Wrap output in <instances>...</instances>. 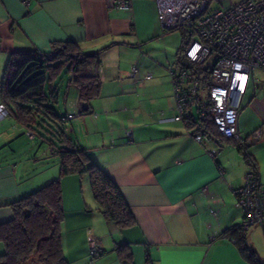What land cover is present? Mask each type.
<instances>
[{"label": "crops", "instance_id": "0c3cea01", "mask_svg": "<svg viewBox=\"0 0 264 264\" xmlns=\"http://www.w3.org/2000/svg\"><path fill=\"white\" fill-rule=\"evenodd\" d=\"M109 1L125 0H0V81L13 53L50 52L53 44L74 42L82 54L97 56L89 72L100 77L101 92L86 114L69 73L47 92L57 96L59 116H73L65 136L117 185L135 223L119 230L107 222L86 175L62 177L67 264H121L117 247L131 253L133 264L147 258L152 264H250L223 235L242 220L233 190L243 185L249 166L234 140L198 142L184 122L174 120L170 62L154 0H127L129 10L111 8ZM238 133L264 183V71L253 72L241 99ZM26 139L28 130L14 117L0 122V224L13 219L10 203L59 177L51 150L55 157L42 159L38 175L27 174L34 148ZM40 157L33 154L35 165ZM262 236L253 226L246 241L264 262ZM89 238L102 250L100 257L90 258Z\"/></svg>", "mask_w": 264, "mask_h": 264}, {"label": "trees", "instance_id": "16d2710c", "mask_svg": "<svg viewBox=\"0 0 264 264\" xmlns=\"http://www.w3.org/2000/svg\"><path fill=\"white\" fill-rule=\"evenodd\" d=\"M188 39L186 32H182V43L175 61L180 66H187L183 50ZM93 64H97V56L82 54L74 42L53 44L50 52L13 53L9 57L0 81L1 104L17 124L28 130V134L33 137L38 135L50 146L59 160V177L9 204L13 219L0 224V242L4 245L0 264H67L61 242L64 220L61 178L64 176L86 175L99 212L119 230L132 227L135 223L117 185L89 159L86 150L76 147L65 136V123L61 119L67 114H57L54 108L57 96L47 92V86L67 71L70 82L78 91L81 114H86L88 109L83 111L82 106H88L101 92L100 77L89 72ZM198 70L201 71L198 72L201 89L206 90L209 86L208 74L201 67ZM198 100L199 96L193 103ZM39 131L57 144L41 136ZM201 132L207 137L224 138L212 121L204 123ZM235 145L249 166V172L258 177L255 160L245 143ZM223 235L235 242L250 264H264L250 249L246 233L241 232L239 225L226 230ZM116 251L121 264H133L131 253L124 247H117ZM146 264H152L150 258H147Z\"/></svg>", "mask_w": 264, "mask_h": 264}, {"label": "built area", "instance_id": "2783aa9c", "mask_svg": "<svg viewBox=\"0 0 264 264\" xmlns=\"http://www.w3.org/2000/svg\"><path fill=\"white\" fill-rule=\"evenodd\" d=\"M154 2L162 34L183 30L189 36L183 50L187 66L175 64L169 70L178 111L174 120L184 122L188 134L198 142L207 138L201 132L202 125L212 121L221 136L244 145L238 133V115L253 72L264 71V0H242L227 9L213 11L208 0ZM109 6L130 9L127 0L109 1ZM198 67L208 74L206 90L201 89ZM136 72L132 67L129 75L133 77ZM144 79H151V74ZM198 96L199 100L193 103ZM9 116L8 109L0 104V122ZM72 118L66 115L61 122L67 123ZM253 135L258 136L259 132ZM125 136L131 140L132 132L126 131ZM233 195L242 213L241 232L247 233L253 226L264 231V183L260 178L248 172ZM88 251L91 259L102 254L91 238Z\"/></svg>", "mask_w": 264, "mask_h": 264}, {"label": "rangeland", "instance_id": "374dc122", "mask_svg": "<svg viewBox=\"0 0 264 264\" xmlns=\"http://www.w3.org/2000/svg\"><path fill=\"white\" fill-rule=\"evenodd\" d=\"M242 0H211L210 2V10H220V9H227L229 7H231L233 4L240 2ZM182 32H184L183 30H177V31H173V32H169V33H165V58L167 61L170 62V69L175 68L174 67V60H175V54L177 52V50L179 49V47L181 46L182 43ZM169 69V70H170ZM67 75V72L64 71L62 73V77H65ZM58 106H60V104H55L54 108L57 112V114L59 115V109ZM68 123L65 125V129L67 130L70 126V124L68 125ZM68 131V130H67ZM41 136H46V134L42 131H39ZM47 139H51L49 136H46ZM54 141V140H53ZM55 142V141H54ZM55 144H57L55 142ZM26 145H30L34 148V150L32 151V153L30 154L29 157H33V154L36 152H40L42 153V158L40 157V161H38L37 165L35 161H32L31 158H29V160L26 161V166H27V174L32 177L34 175H38V173L40 172V170L42 168H40V165L42 164V159L44 160H49L55 156L52 155V153L50 152L49 149V145L42 140V138H40L38 135H36L35 137L31 138V139H26ZM41 155V154H40ZM58 158V157H57ZM43 160V161H44ZM59 162V160H58ZM46 164V162H45ZM49 166H51V163H48V165H45L46 168H48ZM44 168V165L42 166ZM262 242H264V236H262Z\"/></svg>", "mask_w": 264, "mask_h": 264}, {"label": "water", "instance_id": "95a60500", "mask_svg": "<svg viewBox=\"0 0 264 264\" xmlns=\"http://www.w3.org/2000/svg\"><path fill=\"white\" fill-rule=\"evenodd\" d=\"M88 109V106H82V110L86 111Z\"/></svg>", "mask_w": 264, "mask_h": 264}]
</instances>
